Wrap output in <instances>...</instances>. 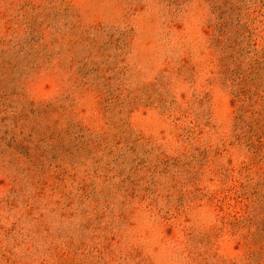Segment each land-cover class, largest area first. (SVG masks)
<instances>
[{
    "label": "rangeland",
    "instance_id": "rangeland-1",
    "mask_svg": "<svg viewBox=\"0 0 264 264\" xmlns=\"http://www.w3.org/2000/svg\"><path fill=\"white\" fill-rule=\"evenodd\" d=\"M229 54L264 82V0H0V264H257L264 86Z\"/></svg>",
    "mask_w": 264,
    "mask_h": 264
},
{
    "label": "trees",
    "instance_id": "trees-1",
    "mask_svg": "<svg viewBox=\"0 0 264 264\" xmlns=\"http://www.w3.org/2000/svg\"><path fill=\"white\" fill-rule=\"evenodd\" d=\"M219 1V0H218ZM216 10L220 12V16H219V22H218V38L215 41L218 44L222 43V39L225 36H230L231 34V27H232V22H231V17L230 14L228 13L227 9H221V7H217L216 6ZM232 36V35H231ZM235 37V36H233ZM236 41V40H235ZM228 42L231 43V39H228ZM115 43H119V39L114 40L113 37H110L109 39V45H114ZM232 46H230L231 48ZM185 64L187 63L186 61H183ZM221 62L223 63V74L225 75V80L227 82H230L232 86H235V95L238 99L242 100L243 102L248 101L249 103L253 100V98L255 96L258 95H262L263 91H261V87L264 86V82H261V80H257V77L252 78L251 80H249V77L247 78L246 76V72L241 68V66H234L233 68H231V66H233L236 63V59H235V55L234 54H229L228 56H226L224 59L221 60ZM72 63V62H71ZM86 64L84 65V68H81L78 70L77 72V77H75V81L74 83H79V86L82 85V80L79 79L80 77L82 78V74H83V70L85 69ZM259 69V67H257ZM261 70V68H260ZM259 73V71H257ZM87 72L85 74V76H87ZM83 78H86V77ZM84 85H86V83H84ZM108 85L106 84L104 87H107ZM101 92V91H100ZM108 93H110L109 91H107ZM119 96L118 95H113L110 94L109 98L105 101L106 103H113L114 101L118 100ZM136 99V98H135ZM151 99V98H150ZM262 103L264 104V99H261ZM138 103L136 101L132 102V105L130 106L131 108H134ZM253 105H255V102L252 101V105L251 107H253ZM105 107V111L109 110L108 106H104ZM246 112H249V109L246 110ZM244 115H241L239 117L240 122L242 123L244 120ZM259 121L255 120L252 121L248 124L249 127H251L252 129H254L258 124ZM55 143L58 145H55L53 150L54 152H56L57 150H60L61 148L65 147L64 141L62 140L61 136H57L54 138ZM250 149H255L254 144L251 143L249 144ZM21 147L22 152L24 153L26 156H28V158H33L32 154L30 153V149L23 146L21 143L16 146ZM87 148H89V143L88 142H84V150H87ZM256 153H259V151H256ZM46 157L45 154L41 155L42 160H34L33 165L35 164L37 166V168H39L41 171L43 170L42 166L43 164L41 162H43L44 158ZM38 162V163H37ZM236 224V223H235ZM257 231L254 234H250L252 235V241L251 243V259L256 262L257 264H264V221H260L257 222ZM61 258V263L64 264H72V263H68L69 259H65L63 258L64 256H60Z\"/></svg>",
    "mask_w": 264,
    "mask_h": 264
}]
</instances>
